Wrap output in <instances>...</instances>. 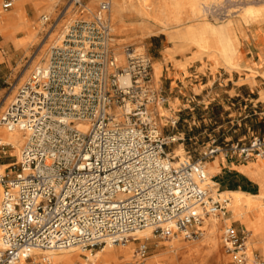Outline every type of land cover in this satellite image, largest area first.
<instances>
[{
    "label": "built area",
    "instance_id": "2783aa9c",
    "mask_svg": "<svg viewBox=\"0 0 264 264\" xmlns=\"http://www.w3.org/2000/svg\"><path fill=\"white\" fill-rule=\"evenodd\" d=\"M112 4L100 0L90 12L84 0H66L60 13L73 7L89 18L67 27L1 115L0 123L26 141L14 164L2 169L0 158V264H44L35 250L123 245L145 229L199 238L205 217L228 212L206 173L207 160L264 156V134L225 147L213 140L198 159L167 152L185 138L165 136L156 121L167 97L152 82L151 56L129 45L119 62ZM13 5L4 0L2 7ZM168 119L175 128L179 118ZM249 237L232 224L223 228L222 243L236 263L248 262ZM147 252L141 243L139 258Z\"/></svg>",
    "mask_w": 264,
    "mask_h": 264
},
{
    "label": "bare ground",
    "instance_id": "6f19581e",
    "mask_svg": "<svg viewBox=\"0 0 264 264\" xmlns=\"http://www.w3.org/2000/svg\"><path fill=\"white\" fill-rule=\"evenodd\" d=\"M99 1L90 0V12H93L94 6ZM59 2L60 0H14V6L8 14H2L0 8L1 44L8 45L14 43L18 48H27L36 40L39 33L46 28H44L43 23L38 27L35 26L34 20L29 17L26 7L30 6V8L37 12L43 10L48 14H52L58 7ZM112 3L110 17L114 35L118 36L125 32L127 25L131 26V32L150 35L167 32L170 27L177 28L187 19L200 20L197 23L188 24L184 28L171 31L169 33L170 40L180 50H185L188 44L193 43L201 49L209 50L208 52L210 53L218 52L227 64H232L234 55L237 52L238 39L236 30L241 29L242 22L254 27L256 33L261 38L264 37V2L257 5L246 4L238 10L240 19L236 21L228 20L218 25L203 20V18L207 15V11L211 8L212 4L224 5L225 0H112ZM73 9V7H70L66 14L72 12ZM72 19H74L73 15L66 20L65 25L64 23L58 22L50 29L49 45L43 49L41 57L37 60L38 64L46 56L48 49H51L52 46L63 40L68 27L66 23H71ZM18 34L24 35L18 37ZM114 44L119 50L123 43L119 39H114ZM134 49L138 52L141 47L137 46ZM0 54L1 56L4 55V49L0 50ZM117 56L121 64L125 63L126 57L124 52H118ZM153 70L156 79L159 80L161 74L160 63H154ZM26 72L28 74L29 71L27 70ZM14 97V94L8 97L7 100L12 98L9 104L13 101ZM158 108L160 110V117H164L163 121H166L168 119L166 115L168 111L161 106ZM79 127L85 129L84 124H80ZM25 141L26 135L23 132L18 129L10 131L0 123V146H11L12 155L20 158ZM184 152L186 151L181 143L174 149L172 155L175 158L182 157L184 156ZM7 166L2 165L1 168L5 169ZM205 169L208 177L211 179L219 171L218 158H215L213 162L207 161L205 163ZM242 169L253 180L258 182L260 185L259 192L249 193L241 190L218 191L220 199L226 201L227 209L232 213L231 217L222 218L218 215H210L205 217L203 223L198 225V227L205 234L202 242L209 245L212 255H214L219 243L222 242V234L220 238L219 229L221 220L225 222L232 220L240 221L246 230L251 232L247 242V253L250 258L244 264H264V156L254 159L249 166ZM212 181L216 183L215 180ZM151 235V229L137 231L133 234L135 240L148 239ZM182 239H185V233L178 232V235L173 237L172 242L167 245L164 251L170 253L173 250L185 246H193L184 244ZM2 247L3 245L0 239V249ZM133 248L134 245L130 241L123 245L108 242L96 254L89 251L87 259H83L80 264H89V261L92 264H100L101 261L116 259L118 256L130 258L134 254ZM78 249L84 250L82 247L72 246L66 249L35 250L34 253L40 256L44 264H73L79 255L76 252ZM255 249L261 251L263 257L261 263L254 261L253 255ZM153 263L154 261L149 259L147 264Z\"/></svg>",
    "mask_w": 264,
    "mask_h": 264
},
{
    "label": "rangeland",
    "instance_id": "374dc122",
    "mask_svg": "<svg viewBox=\"0 0 264 264\" xmlns=\"http://www.w3.org/2000/svg\"><path fill=\"white\" fill-rule=\"evenodd\" d=\"M4 0H0V8L2 14H8L11 12L12 8L9 10H4L2 7ZM264 0H225L224 5H216L212 4L211 8L207 11V15L203 18V20H207L213 24H221L225 23L228 20L236 21L240 19V14L238 10L246 4H262ZM66 4V0H60L58 7L52 14H48L47 12L40 10L35 11L34 9L27 6V12L29 17L33 18L34 24L38 27L40 24L43 23L44 31L40 32L38 37L34 42H32L27 48H18L14 49L11 44L2 45L1 44V37H0V50L4 49V59H0V75L5 76L7 83L0 82V118L5 110V108L9 105L10 100H7L8 97L12 94L14 96L17 94L18 89L29 79L31 76L34 68L36 65L45 64L48 60L50 49H48V53L44 58L41 59L40 63L38 64L37 60L42 55L43 49H45L49 45V33L50 29L55 26L58 22L64 23L66 20L73 15L74 19H72L71 23H73L78 18H89L87 13L81 14L78 8H75L69 14L60 13L64 5ZM84 4L90 7V0H84ZM14 6V5H13ZM98 3L94 6V10H96ZM71 11V9H70ZM42 15H48L51 21L49 23L44 24L42 20ZM138 19V18H137ZM136 19V20H137ZM200 20H186L182 22L181 25L176 27H170L167 32H161L162 35L159 37H154L152 34L144 35L142 33L131 32V26L127 25L126 31L123 32L121 35H114V39H119L120 42L123 44L118 47L115 46L116 53L124 52V48L126 46H132L133 48L139 46L141 47L138 52L148 54L151 56L152 60H154V56L158 55L160 49L162 47H167L169 45H175L173 41L169 38V33L171 31H175L177 29L184 28L188 24L197 23ZM71 23H66L68 26ZM66 25V26H67ZM247 25L245 22H242V26ZM241 26V27H242ZM114 34V33H113ZM158 34V33H156ZM24 34H18V37L23 36ZM158 39V41H157ZM114 43V41H113ZM115 45V44H114ZM188 47H197L200 48L196 44H188ZM49 48V47H48ZM201 49V48H200ZM203 52H207V49H201ZM1 56V54H0ZM221 56V55H219ZM222 58V57H221ZM5 61V62H4ZM34 61V62H33ZM4 62V63H2ZM42 62V64H41ZM34 63V64H33ZM32 64V66H31ZM29 71L28 74L26 71ZM155 88L160 89V82L154 83ZM14 91V92H13ZM159 107V106H158ZM157 107L158 116L156 121L159 125L160 130L164 133L165 136L169 134H176L178 136L184 137V141H177L175 143H171L167 146V152H173L176 147H178L181 143H183V147L186 152H184V156H191L192 159H198L201 156L202 151L208 147L212 143L213 140H216V143L222 147L227 146L231 142L241 141V142H248L252 138V132L249 130H245V124L236 125V122L232 124L231 122H227L223 116L222 107L218 106L213 108L209 113V117L206 116V111L200 109L201 114L193 118L192 120L186 121L183 120L181 117L178 124L175 128H173L170 123L169 119L163 121V118L160 117V110ZM164 108V106H163ZM178 114H182V112L177 113V115H172L170 112L166 114L168 118L175 119L177 118ZM195 122V123H193ZM190 123V125H189ZM228 126V129H225V124ZM191 126V129L190 127ZM236 128H239L235 130ZM185 131L186 134L179 133ZM255 134H260L256 133ZM222 155V154H221ZM223 156V155H222ZM0 158L1 162L3 163V159L7 160L8 162H16L19 159L18 156L12 155V147L5 146L4 148L0 146ZM212 160V159H210ZM209 161V160H207ZM216 181V180H215ZM219 187V191H223L222 186ZM216 187V188H217ZM260 190V188L258 189ZM218 193V192H216ZM1 201V195H0ZM228 210V209H227ZM231 212L225 214V216L220 215L222 218H230ZM233 225L237 230H246L245 226L240 223V221H228L225 222L221 220L220 222V238L223 232V228L227 225ZM248 231V230H247ZM250 232V231H249ZM177 234L168 237V236H160L159 234H155L152 232V235L146 239H136L132 235L130 238V242L134 245L132 257L127 258L125 256H118L116 259H112L109 261H101L100 264H147L149 259L154 261L153 264H239L236 263L229 254L223 245L222 242L219 243L218 248L215 250L214 255H212L211 249L209 245L204 240L205 234L201 235L199 238L196 239H182V242L186 245H193V246H185L183 248H179L173 250L170 253H166L164 250L172 242L174 236ZM251 235V232H250ZM250 238V237H249ZM141 243H146L148 247V252L145 258L140 259L137 255L138 247ZM195 244V245H194ZM101 248H96L92 252L90 250H81L78 249L76 252L79 253L78 258H76L73 264H80L83 259H87V254L89 251L91 253L96 254ZM136 254V255H135ZM254 254L260 256L261 263L263 261V257L261 255V251L255 249ZM134 255V256H133ZM89 264H92L90 261Z\"/></svg>",
    "mask_w": 264,
    "mask_h": 264
},
{
    "label": "crops",
    "instance_id": "0c3cea01",
    "mask_svg": "<svg viewBox=\"0 0 264 264\" xmlns=\"http://www.w3.org/2000/svg\"><path fill=\"white\" fill-rule=\"evenodd\" d=\"M236 34L238 47L232 64L225 63L218 52L207 53L197 47L185 50L174 45L162 47L152 60L153 64L161 65L160 78L156 79L153 70L152 82H160V89L167 97L164 108L172 115L182 112L177 116L179 120L181 117L185 121L192 120L201 114L200 109L206 111L208 118L213 108L221 106L227 122L244 123L245 130L252 135L255 132L264 134V37L261 38L249 25L237 29ZM160 35L162 33L152 34L154 37ZM11 45L18 49L14 43ZM0 59L5 60V56H0ZM4 80L5 76L0 75V82ZM226 124L225 129H228ZM215 158H218L219 171L213 177L223 190H231L228 188L235 185L239 188L237 190L259 192L258 182L242 169L251 161L242 162L236 157L221 154ZM14 163L3 159L2 165Z\"/></svg>",
    "mask_w": 264,
    "mask_h": 264
},
{
    "label": "trees",
    "instance_id": "16d2710c",
    "mask_svg": "<svg viewBox=\"0 0 264 264\" xmlns=\"http://www.w3.org/2000/svg\"><path fill=\"white\" fill-rule=\"evenodd\" d=\"M228 189H231V190H237V189H239L237 186H235V185H231ZM243 190H246V189H244V188H242Z\"/></svg>",
    "mask_w": 264,
    "mask_h": 264
}]
</instances>
